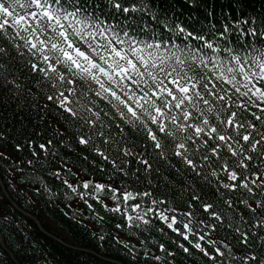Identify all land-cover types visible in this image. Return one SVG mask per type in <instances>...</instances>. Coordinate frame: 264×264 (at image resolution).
Returning a JSON list of instances; mask_svg holds the SVG:
<instances>
[{"label": "snow or ice", "instance_id": "obj_1", "mask_svg": "<svg viewBox=\"0 0 264 264\" xmlns=\"http://www.w3.org/2000/svg\"><path fill=\"white\" fill-rule=\"evenodd\" d=\"M108 3L123 23L96 0H0V94L28 121L0 129L2 204L55 206L48 177L96 251L115 246L102 264H264V26L190 31L151 0ZM14 223L0 207L11 264H49L28 234L11 239Z\"/></svg>", "mask_w": 264, "mask_h": 264}, {"label": "trees", "instance_id": "obj_2", "mask_svg": "<svg viewBox=\"0 0 264 264\" xmlns=\"http://www.w3.org/2000/svg\"><path fill=\"white\" fill-rule=\"evenodd\" d=\"M151 4L153 8L159 10L161 19L167 17L180 21L194 31L206 33L211 24L220 28L226 20L242 18H253L257 27L264 26V0H151ZM146 19L149 18L146 17ZM19 104L24 106L25 101L21 99ZM25 116L26 107L25 112H20L14 96L8 98V96L0 94V129L10 130L13 127L18 129L21 125L17 121L27 125L28 121ZM21 155L23 158H27L26 154ZM72 159L74 160V157ZM12 164L13 161L11 160L7 163L0 161V165L3 166L0 167V172L3 171L4 167H9ZM92 173L100 175L94 171L91 172V175ZM44 178L51 192L56 193L57 198H62L60 194L65 191L66 186L60 185L58 180ZM28 194L32 196L30 191ZM48 198V194L39 198L44 206L43 210L37 205L35 211L30 212L36 218L42 216V211L45 212L46 217L42 216L41 221L42 229L19 205L14 211L11 207L4 206L2 204L3 197H0V207H4L15 220L10 230V237L13 241H21L24 234H28L30 238L23 241L24 246L31 245L34 247L38 243L37 258L43 252L47 255L49 264H102L109 258V255H115V246L108 247L105 245L97 252L93 247L97 241L92 239L79 223L65 216L55 202V206L53 203H49L45 207L44 201ZM34 199L37 201L38 197H34ZM116 222H118V218L114 220L111 215H108L102 229L98 226L97 230L107 234ZM50 234L56 237L54 238ZM31 237H35V241ZM60 238L72 246L79 247V249L66 246L60 241ZM14 259H16V254L10 248L0 249V264H11Z\"/></svg>", "mask_w": 264, "mask_h": 264}]
</instances>
